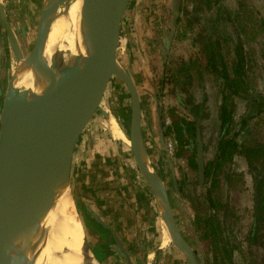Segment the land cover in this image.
<instances>
[{
    "label": "water",
    "instance_id": "water-1",
    "mask_svg": "<svg viewBox=\"0 0 264 264\" xmlns=\"http://www.w3.org/2000/svg\"><path fill=\"white\" fill-rule=\"evenodd\" d=\"M70 2L40 1L36 22L29 14L26 25L34 30L30 46L24 18L14 28L0 0V26L14 58L0 104V264H45L56 205L67 194L73 200L75 149L98 114L110 116L105 98L114 79L129 94V148L151 189L159 218L170 242L188 264H197L176 223L165 180L145 146L140 96L130 71L129 52L123 53L124 61L119 60L121 25L130 0H81L73 29L66 31L57 52L47 59L51 25L61 16L67 19ZM180 3L172 0L174 11ZM166 30L161 46L164 58L171 39V31ZM155 128L166 152L159 100L155 101ZM186 225L200 252L193 226L189 221ZM116 242L125 264H132L125 248L118 239ZM81 251L88 261L95 260L86 236ZM200 261L203 264L202 257Z\"/></svg>",
    "mask_w": 264,
    "mask_h": 264
},
{
    "label": "flooded vegetation",
    "instance_id": "flooded-vegetation-1",
    "mask_svg": "<svg viewBox=\"0 0 264 264\" xmlns=\"http://www.w3.org/2000/svg\"><path fill=\"white\" fill-rule=\"evenodd\" d=\"M25 1L26 4L24 3V12H25L24 17L25 20L28 21L26 12L27 10H29L30 0H25ZM171 2L172 0H170V6L168 8L169 14H163L159 17V21L161 22L160 27L157 26L153 28L154 31H156L155 38L150 37L149 39L152 47L156 48L158 51L161 50V46L164 43L165 38L167 37L165 32L166 29H167L166 31H171V39H170L169 47L171 46L173 39L175 37L176 27L178 26V23L181 20V14H179V10L182 6L183 0H181V3L176 11H174ZM18 4L21 8L23 4V0H19ZM18 14L21 17L22 15L21 9H19ZM173 16L176 17L175 21L173 20ZM212 32L213 33L210 34L202 30L200 32L202 35V40H200L201 38L198 39V36L196 35L195 39L196 41L199 42V49L197 53L198 55L195 56L194 58H189L187 60L181 61L178 64L175 71L171 73L172 74L171 76L167 75L166 67L164 65L161 75H159L158 77L153 76V78L149 76L148 78H145V80L148 83L154 85L150 93L152 94V96L155 97V101L156 100L160 101V98L162 97V95L165 93L166 90L164 85L167 83L171 84L170 92L172 94L174 93L176 98L179 99V97L177 96L178 93L176 91V89L179 88V84L181 83L178 76L179 75L178 70L183 66H188L190 69L189 71H187V77L184 76L186 81L185 88L186 86L190 87L194 81H196L198 84V85L196 84L195 86H199L198 94L200 95V98L199 95L194 90L195 86L194 87L191 86L192 88H190L189 90L184 89L185 90V95L183 96L184 101L180 100L179 103L181 111L180 110L178 111L175 107H168L167 113H168L169 121L167 122V124L164 123L163 130L165 134V130L169 126L170 127L172 126V121L174 117H172L169 114V111L173 109L175 113H179L184 121L180 134L176 132V129L174 130V127H172L171 131L167 135H165L167 150L169 149L170 151L169 160L170 157H172V159L175 160L176 165H179V167L177 168L181 169V174H180L181 177L178 178L177 173L173 171L174 167L172 166V168H170L171 178L174 187L176 188L175 194L177 200H175L174 204L176 206L178 203V208H179L176 211L177 215L182 214V217L185 218L189 217L188 216L189 214L187 213V210L184 208V205L181 201V198L184 195L192 198L191 204L194 214H196V210L198 209H201L202 216L207 214L205 210L206 208L205 202H207L206 198L208 196V192H207L208 189L211 190L210 197L214 199V201H216V203L218 204V206H216L215 208L217 211L216 217L218 218L217 224L214 223L210 226L209 224H206L204 226L201 225L202 238L199 237V235H197V240L199 242V249L202 252L203 264H264V254H262V251L264 252V221L258 222L259 229L256 232L257 237H255L254 239H250L249 237V236H253L256 230L255 229L257 225L256 212L258 210L259 198H258V193L256 191V182H255L256 179L254 176L255 173L250 169L246 159L240 153H234L231 160L224 162L221 165L220 170H218V176H217L218 183L216 184L215 187H211L210 184L211 177H206L205 174L206 165L209 163V161H213L216 158L217 153L219 152L218 147L222 139L234 138L235 142L238 145H240L246 141L250 143L251 141L249 136L252 134V129H250V127H248L250 132L247 134L243 130L239 131L241 117L239 118L238 115L239 113H237V106L240 104V102L243 103L244 101H246L244 99L243 100L240 99L239 97L232 96L231 98L232 103L229 100L227 101L228 110H230L231 112L230 113L231 120L229 122L227 121L222 126V120L220 119V107L224 101V95L228 93V89L225 87L222 78L214 77L208 72L203 73V71L201 70L206 65V56L202 49V43L205 41V39L208 41L207 38H209L210 35L215 34V37L211 36L212 38L210 39V41H214L216 35H218V33H216L215 31ZM220 42H222V40H220ZM217 50H219V48H217ZM198 67L200 68V75H198L196 71V68ZM207 77L208 79H206ZM197 79L199 81H197ZM208 83H210V85ZM128 99H129V94H128ZM159 106H160L161 120L163 124L164 109L162 108L161 105ZM141 108H142V104H141ZM250 113L251 112L249 110L247 114L249 115ZM251 115L252 116L250 119H252L256 114L252 112ZM237 116L239 118L238 121H236ZM114 118L117 123H120L117 115L114 114ZM129 118H130V99H129L128 111H127V123H128L127 129L124 130L119 126L122 132L127 136V138L129 136ZM207 118H210V121H207ZM250 119L248 120V122L250 121ZM211 123L214 124L216 127H214L212 131L210 130L205 131L204 126L206 125L211 126ZM207 129L209 128L207 127ZM214 130L216 131L213 132ZM142 133H143V129H142ZM177 135L179 136V138L177 137ZM143 138L145 142L144 133H143ZM126 141L128 142L127 139ZM208 143H210L211 145ZM127 148L129 154L131 155V158L133 159L134 169L137 171L142 182L151 192V189L149 188L147 183L143 180V178L141 177L138 171V168L135 164L130 148L128 146ZM209 150L211 151L210 154H209ZM237 163L241 164L242 169L238 170L235 168ZM157 172L159 173V171ZM261 174H262L261 178H263L264 170L263 173ZM259 177L260 176H258L257 179ZM196 187H198L201 190V192L197 193ZM91 191L93 192V194H95V190L92 189ZM245 192H249L252 197L251 211L249 210L248 206L242 205L241 203V198L245 194ZM151 195L153 198V203L157 216H159L155 206L152 192ZM256 196H257V200H256ZM85 200L86 201L82 202L85 213L87 214V218L91 220L93 225L95 226L94 232L95 235L97 236V242H96L97 252H99L103 256H107L108 258H110L109 256L113 257L115 264H125L126 263L125 257L120 254L118 248L116 247L117 246L116 241L118 239L120 245H122L125 248V251L128 253L132 261V264H137L136 256H134L136 252L135 249L137 248L138 249L140 248V250H138L139 251L138 254L140 255L139 256L140 260L142 261V257L146 253L145 251L146 241H144L143 237L140 235L139 232L140 229H138L137 231V229L135 228L134 237H133L134 239H131L130 242L126 241L124 237L120 235L119 232L117 231V229H120V227L124 225L122 223L119 224L118 222H116L117 220L116 216L112 217V221H110L111 220L110 218H106L104 216V212L106 210L108 211L109 206L103 208V203H105L106 200L108 201L109 197L106 199L103 196L97 197L95 195L93 199L86 198ZM170 201L173 208L174 204L171 198ZM199 201L201 202L202 206L201 205L199 206L197 204ZM248 218L249 221H246ZM192 222H193L194 232H197V228L195 226L197 221L195 222V220H192ZM216 226H218L220 231L215 230L216 238L213 239L212 237H209V234H212V231L214 230L213 228H215ZM183 236L189 243L193 251V254L196 258L197 264H201L200 261L201 256L197 251L198 249L196 247V243L194 242L191 234H190L191 239H189L190 237H188V235L183 234ZM159 249L160 247L148 253L149 255L150 254L155 255L157 254ZM93 254L96 256L95 253ZM184 259L186 260L185 257ZM100 262H102V258L100 259ZM186 262L188 264L187 260Z\"/></svg>",
    "mask_w": 264,
    "mask_h": 264
},
{
    "label": "rangeland",
    "instance_id": "rangeland-1",
    "mask_svg": "<svg viewBox=\"0 0 264 264\" xmlns=\"http://www.w3.org/2000/svg\"><path fill=\"white\" fill-rule=\"evenodd\" d=\"M41 0H30L29 4V10L31 11V18L34 22L37 20L38 12H39V6H40ZM209 1L213 0H183L182 3V11H181V20L178 23V26L176 27L175 37L173 39V42L171 46L168 49V53L166 57L164 58L163 53L161 50H157L156 48H153L150 44H146L147 47L145 49L144 54L147 56V64L145 63L146 70H139L137 69V66L133 67V69L130 68V71L132 73V76L134 78L137 90L139 92V96L141 99L142 104V129L145 137V143L146 147L150 153L152 163L159 171L161 176L164 178L166 182V186L170 195V198L173 201V204L175 203L176 194L172 178H171V169L168 165V158L167 155H170L169 149L165 152L162 148V145L159 142L156 128H155V97L152 96L150 91L154 87L151 83H148L145 78L150 76L151 78L158 77L161 75L163 71V66L166 67V73L167 75L171 76L175 69L177 68L178 64L181 61L187 60L189 58H194L198 54L199 49V42L196 41L195 37L197 33H200L202 30L207 33H213L212 31H215L218 33L220 37L225 36L226 34L231 35L233 34V29L230 27L231 25L225 24L222 21L225 19H237L241 22L247 25V29L245 31L240 30L241 37L244 41L243 45L244 48L248 51V54H252L253 58L256 59L258 66V69H253L250 72V80L252 82V87H254L255 91H258L261 95L264 96V35L262 33H257L256 31V24H252L251 21H254L256 18L263 17L264 16V8L262 5V0H220V2L211 9H207V3ZM5 4V8H7V11H9L11 24L14 26V28H18L19 25L22 23V18L24 17V14L20 15L18 14L19 9H21V13H23V7L24 3L22 4L21 8L18 4V2L13 3L12 0H3ZM169 6H170V0H139L138 3V19L141 20V23L145 24L144 20H148L149 22L146 25V32L148 35L152 32V29L155 27H160V21L159 17L163 14H169ZM198 9H201V11H197ZM186 14H185V12ZM229 11L231 14H227L226 12ZM239 11V14H238ZM27 13V12H26ZM198 17V21L194 22L192 27H188L186 23L187 18H193ZM22 20V21H21ZM28 20V18H27ZM138 20V21H139ZM217 21L216 24L213 23V21ZM24 22V21H23ZM235 25L240 26L239 22L236 20L234 21ZM128 23V22H126ZM24 25L28 26V21L24 22ZM229 26V27H228ZM128 28H131V24H128ZM129 29H127L128 32ZM1 33L3 34L1 40H0V104L2 101L3 92L5 89V86L8 81L9 74L11 72L12 64L14 63V58L9 50L6 37L4 36V32L1 29ZM26 33H28V40L29 45L31 46L34 41V30H29V28L26 27ZM123 36L126 33L125 30L122 31ZM152 34V33H151ZM215 36V34H213ZM123 40V39H122ZM229 45V44H228ZM122 46L120 43V48L118 50L119 60H123V54H122ZM230 47V45H229ZM124 61V60H123ZM260 71V72H259ZM261 75V76H260ZM179 80L181 83L179 84V88L176 89L178 93L179 99L176 98L174 93L172 94L170 92V83H167L164 85L166 88L165 93L162 95L159 101V105L162 106L164 109V115L163 119L165 121V124L169 121L168 117V107H175L178 111H181L180 108V100L184 101L183 96L185 95V90H189L190 88L194 87L197 82L194 81L190 87L186 86L185 77L182 75H178ZM209 76V75H208ZM204 78V75H203ZM208 79V77L206 78ZM210 79V77H209ZM204 80V79H203ZM197 81H199L197 79ZM210 85V83H208ZM198 85V84H197ZM197 88V89H196ZM196 93L198 94L199 86H195ZM199 95V94H198ZM200 98V95H199ZM198 98V99H199ZM209 103V102H208ZM247 101H244L243 103L240 102V104L237 106V113H239V118L244 116L245 113L249 112L250 109L247 108ZM129 104L128 99V92L125 88V86L118 81L117 79H114L111 83L108 92L106 94L105 98V109L106 111L111 114L112 116L117 115L119 118V126L123 128L124 130L127 129V106ZM238 116L236 117V121H238ZM115 120V118H114ZM116 121V120H115ZM207 121H210V118H207ZM108 119L104 117L101 113L97 115L95 121L92 123V125L89 127V129L86 131V133L83 135L82 139L79 141L75 152L73 156L72 161V168H71V191L73 195V200L75 204V209L77 212V215L85 224L84 233L87 237L88 244L92 250L93 253L96 254L97 258L100 260L102 258V263L104 264H115L114 258L109 256H103L99 252H97L96 242H97V236L95 235L94 229L95 226L93 225L92 221L87 218V214L85 213L84 207L82 202L86 201L85 199H90L95 197V194L91 191L93 187L91 186V180H89L87 176L89 169L85 168L83 166V163L85 159H87L89 154L97 153L94 152V149L99 147H103V149H110L109 153L117 152V157L119 158L120 155L122 159L125 158L123 155V152H120V149H124L121 142L124 141L128 147L129 143L122 139L121 137L114 133V136H117L114 141H112V144L108 143L109 139V128L107 127ZM256 123V124H255ZM248 126L250 129H252V134L249 136L250 141H256V142H264V115H255L250 121L248 122ZM205 131H212L214 127H216L214 124L211 123V126L206 125ZM207 127L209 129H207ZM214 130L213 132H215ZM111 133V132H110ZM124 134V133H123ZM215 134V133H214ZM113 136V135H112ZM125 138L127 136L124 134ZM119 137V138H118ZM252 138V139H251ZM209 142V140H208ZM210 144V143H208ZM211 145V144H210ZM212 147V146H211ZM167 153V154H166ZM211 151L209 150V154ZM98 155V154H97ZM101 156L98 155L97 158H100ZM103 157V156H102ZM127 163H128V170L129 172L133 171L132 167H134L133 159L131 158V155L129 152L127 153ZM170 160L172 162L171 166L174 167V170L177 173V177H181V169L177 168L179 165H176L175 160L170 157ZM236 169H242L241 164H238L235 166ZM96 169V168H95ZM100 173V172H99ZM192 178V177H190ZM248 181V180H247ZM197 193L201 192V190L196 187ZM181 201L184 205V208L187 210V213L189 214L187 217L188 220L185 217H182V214L177 215L176 211L178 208V203L175 206L173 205V211L175 214V218L177 221V224L179 225V228L181 229L182 233L184 235H188L190 237V231L186 224H188V221L193 226L192 220H195V214L192 209V198L189 196L184 195L181 198ZM242 205L248 206L249 210L252 209V197L249 192H245V194L241 198ZM177 207V208H176ZM129 210V209H128ZM249 221V218L246 220ZM131 226V225H129ZM196 228L197 232H195L196 237L199 235V237L202 238V229L201 224L196 222ZM144 229L139 230L140 235L143 237L144 241H146L145 245V251L144 258L142 257V261L139 258V251L140 248L135 249V254L137 259V264H187L186 260L184 259V256L172 245L170 241L165 242V235L164 230L161 225L160 218L157 219V217H154V220L151 221V219H145L143 224ZM194 229V227H193ZM120 235L124 237V239L128 242L131 241V239H134V232L135 227H128L124 228V226L120 227V229H117ZM138 231V229H137ZM192 236V235H191ZM191 239V237L189 238ZM202 242V241H201ZM132 244V243H131ZM135 247V244H134ZM157 254L153 255L148 252H152L153 250L157 249ZM197 247V246H196ZM198 249V248H197ZM199 255L202 257V252L197 250ZM99 253V254H98ZM138 254V255H137ZM262 254L264 252L262 251ZM149 255V256H148ZM236 255V254H235Z\"/></svg>",
    "mask_w": 264,
    "mask_h": 264
},
{
    "label": "trees",
    "instance_id": "trees-1",
    "mask_svg": "<svg viewBox=\"0 0 264 264\" xmlns=\"http://www.w3.org/2000/svg\"><path fill=\"white\" fill-rule=\"evenodd\" d=\"M219 2L220 0L209 1L206 5L207 9L215 7ZM262 5L264 8V0H262ZM182 6L179 10V14L183 9ZM197 11H201V9H198ZM226 13L229 15L231 14L229 11H227ZM237 17L238 16H236V19L230 18L222 21L225 24L231 25L230 27L233 29L234 34L232 37L229 34H226L222 37L216 35L215 40L210 41V39L212 38L211 36H213L210 35V37L207 38L208 41L205 39V41L202 43V49L206 56V65L201 70L203 71V73L208 72L214 77L222 78L225 87L228 89V93L224 95V101L220 107V119L222 120V126L224 123L231 120V112L230 110H228L227 101L229 100L232 103V96L239 97L240 99H244L247 101V108L250 109L251 113L249 115L246 113L240 118L241 121L239 129V131L243 130L247 134L250 132L248 128V120L251 118L252 112H254V114L256 115H264V96L261 95L258 91H255L254 87H252L250 72L255 68L258 69V63L255 58L250 56L252 54L249 55L248 51L244 49V41L241 37L240 30L245 31V29H247L248 27L244 23H241L237 19ZM236 20L239 22V24H241L240 26L234 24V21ZM197 21L198 17L197 19L196 17L186 19V23L187 25H189L188 27H192L193 23ZM216 22L217 21L215 20L213 21L214 24H216ZM251 22L252 24L257 25V33H262V35H264V16L262 18H256ZM197 36L198 39L201 38L200 40H202L201 33H197ZM220 40H222V42H220ZM228 44L230 45V47ZM217 48H219V50H217ZM199 67L196 68L198 75H200ZM189 70L190 69L188 66H183L178 70V74L187 77V71ZM169 114L174 118L172 121V126H169L165 130V135H167L171 131L172 127H174V130L176 129V132L180 134L182 126L184 124L182 117L179 113H175L173 109L169 111ZM164 123L165 121L163 120V125ZM177 137L179 138L178 135ZM218 151L219 152L217 153L216 158L213 161H209V163L206 165L205 174L206 177H211V187H215L218 183L217 176L218 170H220L221 165L224 162L231 160L234 153H240L241 155H243L250 169L255 173L254 176L256 179V191L259 198L258 210L256 212L257 225L255 227L256 230L253 236H249L250 239H254L255 237H257L256 232L259 229L258 222L264 221V177L261 178V173H263L264 170V142L253 141L248 143V141H246L238 145L235 142L234 138L222 139L219 144ZM258 176L260 177L257 179ZM210 191V189L207 190L208 196L206 199L208 203L205 202L207 208H205V210L207 214L202 216L201 209L196 210L195 214L197 222L203 226L206 224H209V226L214 223L217 224L218 221V218L216 217L217 211L215 209L218 204L216 203V201H214V199L210 197ZM197 204L199 206H202L200 201ZM213 229L214 230L212 231V234H209V237L215 239V230L220 231V229L218 228V226Z\"/></svg>",
    "mask_w": 264,
    "mask_h": 264
},
{
    "label": "crops",
    "instance_id": "crops-1",
    "mask_svg": "<svg viewBox=\"0 0 264 264\" xmlns=\"http://www.w3.org/2000/svg\"><path fill=\"white\" fill-rule=\"evenodd\" d=\"M18 1L19 0H12L13 3ZM25 2L26 1L23 0V3ZM138 3L139 0H130L127 13L121 25L120 43L123 45L121 48L122 54L125 51L129 52L130 68L133 69V67L137 66V69L143 71L146 70L145 63L147 64L148 62L147 56L144 52L147 45L150 44V37L155 38L156 31L152 29L153 32L149 35L146 32V25L149 22V19L144 20L145 24L141 23V20L138 19ZM5 12L11 22L12 18H10L7 8H5ZM21 14H25L24 9ZM29 14L31 15V12L27 10V17H29ZM23 18L25 20V17ZM128 24H131L130 29L128 28ZM1 29L2 28L0 27V40L3 36ZM127 29H129L130 32H128ZM123 30H125L126 33L122 38ZM126 108L128 111V106ZM107 127L110 130L109 139L107 141L109 144H112V141H114L117 136H114L115 132H112V129L108 124ZM120 139L122 141L123 138ZM124 140L126 141L125 138ZM123 142L124 141H122L121 144L124 149H120V152H123V155L125 156L124 159H122L121 155L118 158L116 151L109 153L110 149H103V147L97 146V148L94 149V152L97 153L89 154V157L85 159L83 166L87 168V170L89 169L86 177L91 180V186L93 187V190H95V195L97 197L103 196L106 199L109 197V200H106L105 203H103V208L109 206L108 211L106 210L104 212V216L110 218V221H112V217L116 216V222L119 224L122 223L124 228L135 227L136 229L143 230V224L147 217L153 221L155 216L157 219H159V216H157L150 190L142 182L135 169H132L133 171L131 172L128 170L126 157L128 148ZM97 154L101 157L97 158Z\"/></svg>",
    "mask_w": 264,
    "mask_h": 264
},
{
    "label": "bare ground",
    "instance_id": "bare-ground-1",
    "mask_svg": "<svg viewBox=\"0 0 264 264\" xmlns=\"http://www.w3.org/2000/svg\"><path fill=\"white\" fill-rule=\"evenodd\" d=\"M80 5L81 0H71L67 19L61 16L52 23L46 45L47 59L57 52L66 31L70 28L73 29L77 21ZM13 65L14 63L12 68ZM29 84L26 83L25 86ZM106 119H108L107 123L112 131L124 139L125 136L114 117L110 115ZM127 143H129V140ZM52 219L53 225L47 236V258L44 262L45 264H100V260L96 256L95 260L88 261L86 255L81 251L83 237L85 236V224L78 217L70 195L67 194L60 199ZM161 225L165 232V242H168L170 238L166 227L162 222Z\"/></svg>",
    "mask_w": 264,
    "mask_h": 264
}]
</instances>
